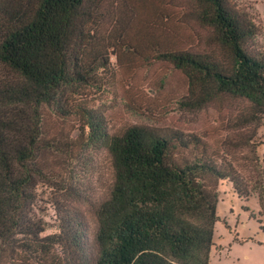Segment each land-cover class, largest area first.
Returning <instances> with one entry per match:
<instances>
[{
  "label": "trees",
  "instance_id": "trees-1",
  "mask_svg": "<svg viewBox=\"0 0 264 264\" xmlns=\"http://www.w3.org/2000/svg\"><path fill=\"white\" fill-rule=\"evenodd\" d=\"M108 1L0 0V264H210L221 181L229 180L240 198L255 191L264 211L258 162V180L249 186L233 162L210 154L196 135L139 125L109 135L103 120L78 103L101 88L113 52L148 50L186 77L185 107L201 110L231 97L249 104L237 118L241 125L261 126L264 49L252 48L261 32L253 16L233 0H193L194 18L210 30L213 47L199 53L170 45L164 32L150 34L144 46L131 33L132 17L108 9ZM45 108L61 119L77 117L78 139L44 141ZM97 144L109 153L113 180L106 199L91 206L90 255L79 209H64L59 231L43 237L45 224L33 208L41 183L76 190L75 162ZM193 149V156L184 154Z\"/></svg>",
  "mask_w": 264,
  "mask_h": 264
},
{
  "label": "rangeland",
  "instance_id": "rangeland-1",
  "mask_svg": "<svg viewBox=\"0 0 264 264\" xmlns=\"http://www.w3.org/2000/svg\"><path fill=\"white\" fill-rule=\"evenodd\" d=\"M233 1L249 12L260 27L259 36L252 42L253 50L264 49V0ZM106 6L120 16L123 11L132 17L131 33L144 46L150 34L164 32L169 34L166 41L170 45L199 53L213 48L210 30L194 18L193 0H109ZM146 20L150 25L145 28L140 23ZM109 25L107 22L106 26ZM147 52L141 56L121 49L119 58L113 52L110 67L101 75V88H90L78 103L103 120L109 135L137 125L162 135H196L210 154L233 162L240 176L253 186L258 180L257 162L264 171V121L257 127L241 125L237 118L250 112L249 104L231 97L201 110L185 107L182 103L188 96V82L184 74L167 62L151 59ZM44 116V141L78 139L77 117L61 119L48 108L44 109ZM196 153L193 149L184 154ZM55 156L62 163L65 161V157ZM74 169L76 190L65 192L60 181L39 184L33 213L45 224L44 237L59 231L64 209L72 212L79 209L87 225L89 253L94 255L96 220L91 206L106 199L113 180L107 149L100 144L87 146ZM218 215L210 264H264V211L258 194L254 191L249 199L240 198L229 180L221 181Z\"/></svg>",
  "mask_w": 264,
  "mask_h": 264
}]
</instances>
